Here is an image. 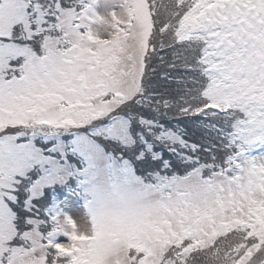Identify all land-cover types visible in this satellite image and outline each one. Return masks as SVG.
Masks as SVG:
<instances>
[{
	"label": "snow or ice",
	"instance_id": "1",
	"mask_svg": "<svg viewBox=\"0 0 264 264\" xmlns=\"http://www.w3.org/2000/svg\"><path fill=\"white\" fill-rule=\"evenodd\" d=\"M0 264H264V0H0Z\"/></svg>",
	"mask_w": 264,
	"mask_h": 264
}]
</instances>
